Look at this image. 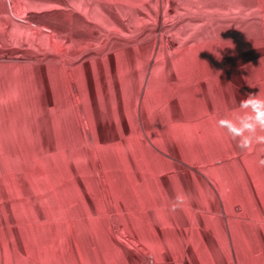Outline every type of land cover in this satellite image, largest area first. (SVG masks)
<instances>
[{"label":"crops","instance_id":"0c3cea01","mask_svg":"<svg viewBox=\"0 0 264 264\" xmlns=\"http://www.w3.org/2000/svg\"><path fill=\"white\" fill-rule=\"evenodd\" d=\"M190 4L164 42L0 61V264H135L134 247L145 264H264V145L217 125L264 94V0Z\"/></svg>","mask_w":264,"mask_h":264},{"label":"rangeland","instance_id":"374dc122","mask_svg":"<svg viewBox=\"0 0 264 264\" xmlns=\"http://www.w3.org/2000/svg\"><path fill=\"white\" fill-rule=\"evenodd\" d=\"M166 1L162 9L159 0H152L151 8L130 11L95 9L94 0H0V61L75 62L83 55L137 43L148 36L152 41L170 40L187 28L174 25L175 17L190 14V10L184 14L178 6L191 4L190 0ZM159 17L168 20L160 25ZM7 252L10 258L11 251ZM130 252L135 264H145L140 256L143 251L134 247ZM44 253L43 261L37 258L39 264L57 258L50 250ZM146 260L155 264L149 254Z\"/></svg>","mask_w":264,"mask_h":264},{"label":"clouds","instance_id":"9594fccd","mask_svg":"<svg viewBox=\"0 0 264 264\" xmlns=\"http://www.w3.org/2000/svg\"><path fill=\"white\" fill-rule=\"evenodd\" d=\"M217 125L225 129L232 139L237 140L238 146L243 150L264 145V94L248 95L240 101L238 108L219 117ZM257 163L264 167V157L259 158ZM187 201V194L178 192L168 211L174 214L182 210Z\"/></svg>","mask_w":264,"mask_h":264},{"label":"bare ground","instance_id":"6f19581e","mask_svg":"<svg viewBox=\"0 0 264 264\" xmlns=\"http://www.w3.org/2000/svg\"><path fill=\"white\" fill-rule=\"evenodd\" d=\"M9 1V0H8ZM12 11V10H11ZM13 12V11H12Z\"/></svg>","mask_w":264,"mask_h":264}]
</instances>
